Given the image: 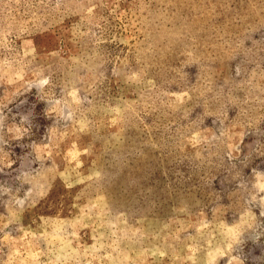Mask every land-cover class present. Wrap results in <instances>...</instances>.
Returning a JSON list of instances; mask_svg holds the SVG:
<instances>
[{"label": "rangeland", "instance_id": "374dc122", "mask_svg": "<svg viewBox=\"0 0 264 264\" xmlns=\"http://www.w3.org/2000/svg\"><path fill=\"white\" fill-rule=\"evenodd\" d=\"M0 264H264V0H0Z\"/></svg>", "mask_w": 264, "mask_h": 264}]
</instances>
